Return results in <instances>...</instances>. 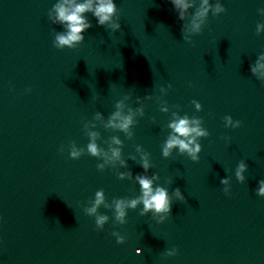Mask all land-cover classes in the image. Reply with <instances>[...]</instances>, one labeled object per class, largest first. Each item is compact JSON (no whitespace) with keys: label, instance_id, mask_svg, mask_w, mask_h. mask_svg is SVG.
I'll return each instance as SVG.
<instances>
[{"label":"water","instance_id":"water-1","mask_svg":"<svg viewBox=\"0 0 264 264\" xmlns=\"http://www.w3.org/2000/svg\"><path fill=\"white\" fill-rule=\"evenodd\" d=\"M56 2L0 0V264H264V197L256 194L264 179V81L250 72L264 53V33L256 34L264 0H220L226 11L210 12L191 44L181 31L189 21L178 19L170 0H114L119 30L111 33L87 13L85 40L62 50L53 41L63 28L48 19ZM120 100L125 111L144 109L133 138L93 121L98 145L106 150L118 136L126 160L142 146L152 164L147 174L160 176L154 187L170 196L179 188L185 202L173 197L163 223L140 216L142 205L129 209L124 225L102 206L98 212L110 219L98 230L84 212L95 192L103 189L108 203L136 198L138 183L117 172L144 170L128 159L127 168L101 172L102 160L86 152L73 160L69 148H86L84 124L97 112L107 119ZM172 112L203 120L209 136L199 140V162L178 150L162 156ZM225 116L241 127H225ZM242 160L244 183L235 177ZM172 248L178 254L166 256Z\"/></svg>","mask_w":264,"mask_h":264},{"label":"clouds","instance_id":"clouds-1","mask_svg":"<svg viewBox=\"0 0 264 264\" xmlns=\"http://www.w3.org/2000/svg\"><path fill=\"white\" fill-rule=\"evenodd\" d=\"M174 6V10L178 13V19L189 21L182 25L183 40L189 44L193 43L192 36L200 34L204 25L206 24L209 13L213 16L226 11L224 5L220 0H216L213 5L210 0H199V5H196V0H170ZM195 9L190 12L189 9ZM260 15H264V7L259 8ZM91 13L99 26L107 27L111 33H115L120 29L118 8L114 0H57L53 7L48 12V19L54 25L62 26L63 30L55 32V39L53 46L57 49L69 48L73 49L85 40L83 33L92 27V24L87 19L86 14ZM264 33V23H258L256 26V34ZM250 72L258 80L264 81V53L260 54L255 63L250 65ZM172 88L169 83L167 88L161 87L160 92L167 94V91ZM99 99V96L97 97ZM128 97H125L127 100ZM143 99H152L147 95ZM125 100H120L115 105V111L105 119L104 115L97 112L93 119L84 124V131L89 138V143L86 148L77 147L75 142H72L69 148V156L71 159H79L82 155L89 154L102 160V163L97 164V169L101 172L106 167L116 169L117 165L120 168H127V160L136 161L141 165L144 172L143 174H136L133 176L131 171L117 172L120 180H134L138 183L140 188V195L136 198H114L111 203L106 200L103 189L95 192L94 200L89 201L90 206L84 208L86 215L95 217V225L98 230H102L109 221V216L100 214L98 209L102 206L106 209L112 210L114 222L118 225L127 223V210H136L138 206L142 205L139 212L140 216H145L148 213L152 214V219L157 223H163L171 214V205L173 197L176 200L185 202V197L179 188L172 191L170 196L166 187L155 186L154 183L160 180L158 173H153L149 176L152 164L150 163V154L146 152L142 146L136 145L135 153L137 155H130L128 159L122 157L123 141L118 136H111L107 143V149L100 147L97 141L101 138L98 131L93 129L97 128V124L93 121H99V126L104 129L119 131L125 134L126 138L131 140L133 138L132 128L136 124V117L144 115V109L127 107ZM141 102L140 98H137ZM193 105L197 111L202 110V106L198 101L193 100ZM162 112H169L166 102L162 105ZM225 127L233 129L241 127L242 122L233 120L231 116L223 117ZM170 129L165 143L161 146L162 156L169 158L172 156L173 150H178L180 155H187L193 162H199V154L202 151V146L199 143L200 138L209 136V132L203 127V120L198 117H189L187 114L180 116L178 112H172L171 120L167 125ZM63 147L60 151L63 152ZM248 165L242 160L238 163L235 169V177L240 183H244L246 178L244 176L247 171ZM220 183L225 185L223 192L226 195L230 194V180L228 177L221 179ZM259 187L256 190L258 196L264 197V179L258 181ZM112 235L116 238L117 244H123L125 237L117 231H113ZM141 253V249H137ZM178 254V249L172 248L166 251L165 255L168 257Z\"/></svg>","mask_w":264,"mask_h":264}]
</instances>
